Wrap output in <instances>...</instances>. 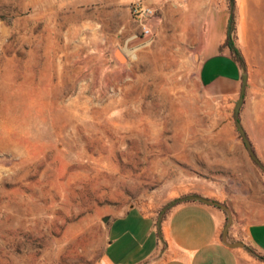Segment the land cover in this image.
<instances>
[{
    "label": "rangeland",
    "instance_id": "obj_1",
    "mask_svg": "<svg viewBox=\"0 0 264 264\" xmlns=\"http://www.w3.org/2000/svg\"><path fill=\"white\" fill-rule=\"evenodd\" d=\"M67 1L0 0V264H102L111 220L144 202L158 217L201 178L229 179L238 211L220 203L264 220L247 210L264 203V172L243 151L239 95L206 97L180 27L189 15L135 49L130 13ZM250 9L239 122L264 165V4ZM244 251L240 264H264Z\"/></svg>",
    "mask_w": 264,
    "mask_h": 264
},
{
    "label": "crops",
    "instance_id": "obj_2",
    "mask_svg": "<svg viewBox=\"0 0 264 264\" xmlns=\"http://www.w3.org/2000/svg\"><path fill=\"white\" fill-rule=\"evenodd\" d=\"M134 0H74L84 7H108L109 12L117 9L130 13ZM156 10L149 22L153 39L159 41L176 23L183 22L181 15L189 18L182 33L192 45L196 57L199 82L206 97L220 107L231 105L239 95L243 67L234 59L228 48L220 51L227 35V23L231 14L230 3L219 0L216 8L205 0H143ZM58 0H45L53 4ZM64 5L65 0H60ZM67 3H70L68 0ZM264 4V0H234L236 7V47L244 52L246 38L252 26L249 17L251 5ZM121 29V28H120ZM123 29V28H122ZM121 31V30H120ZM144 40L136 35L130 38L131 48L147 47ZM129 45V46H130ZM121 54L128 58L122 49ZM112 63L118 61L112 56ZM248 132L245 130V133ZM252 146L257 150L254 141ZM243 151L247 153L244 144ZM252 159V158H251ZM237 165V161L232 162ZM189 186L195 195L216 200L232 206L237 212V201L230 199V191L223 178H201L192 180ZM193 187V188H192ZM237 194L236 190L233 192ZM187 193H185L186 195ZM184 195V194H180ZM229 201L231 203H229ZM249 213L264 215V203H247ZM159 216V215H158ZM156 208L144 202L124 215L111 220L107 227L108 242L101 259L102 264H240L246 259L244 249L249 247L264 255V220L248 222L233 217L229 229L232 241L242 242L245 247H230L222 240L226 223L225 212L215 206L199 201H184L170 208L163 216L160 229L157 227Z\"/></svg>",
    "mask_w": 264,
    "mask_h": 264
},
{
    "label": "water",
    "instance_id": "obj_3",
    "mask_svg": "<svg viewBox=\"0 0 264 264\" xmlns=\"http://www.w3.org/2000/svg\"><path fill=\"white\" fill-rule=\"evenodd\" d=\"M117 53L119 55H117ZM114 56L116 58V60L118 61V64L122 65L126 62V58L118 51V50H114ZM246 88H247V74L244 72L242 74V78H241V87H240V92H239V97H238V100L236 101L235 103V106H234V109H233V113H234V117L236 119V126H237V129L245 143V146L252 158V160L260 166V168L263 170L264 172V165L259 161V159L256 157L252 147H251V144L246 136V133L243 129V127L241 126L240 122H239V112H240V109L241 107L243 106L244 104V99H245V94H246ZM184 201H199V202H202L204 204H208V205H211V206H215V207H218L220 209H222L225 214H226V223H225V226H224V230H223V233H222V240L223 242L230 246V247H241V248H244L245 245L242 243V242H238V241H232L230 238H229V229L232 225V222H233V214L231 212V210L225 205V204H222L220 203L219 201H216V200H212V199H208V198H205V197H202V196H198V195H188V196H185V197H182V198H178V199H175L173 201H171L170 203H168L160 212L159 216H158V222H157V227L158 229H160V224H161V220L163 218V216L165 215V213L172 207H174L175 205L179 204V203H182ZM106 220V218L104 219Z\"/></svg>",
    "mask_w": 264,
    "mask_h": 264
},
{
    "label": "built area",
    "instance_id": "obj_4",
    "mask_svg": "<svg viewBox=\"0 0 264 264\" xmlns=\"http://www.w3.org/2000/svg\"><path fill=\"white\" fill-rule=\"evenodd\" d=\"M130 14L140 29L139 37L144 40V45L149 43L153 39L149 22L155 17V8L143 0H134L130 5Z\"/></svg>",
    "mask_w": 264,
    "mask_h": 264
},
{
    "label": "trees",
    "instance_id": "obj_5",
    "mask_svg": "<svg viewBox=\"0 0 264 264\" xmlns=\"http://www.w3.org/2000/svg\"><path fill=\"white\" fill-rule=\"evenodd\" d=\"M231 8L234 5V0H227ZM235 13L232 10L227 23V35L226 40L224 44L220 47V51H222L224 48H228L231 55L234 57V59L243 67V58L242 54L239 51V49L235 46V31H236V22H235Z\"/></svg>",
    "mask_w": 264,
    "mask_h": 264
}]
</instances>
